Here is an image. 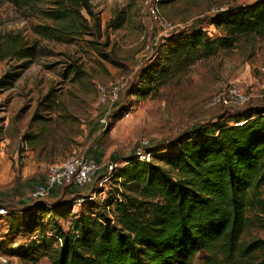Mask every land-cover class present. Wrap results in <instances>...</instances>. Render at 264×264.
<instances>
[{
  "label": "rangeland",
  "instance_id": "1",
  "mask_svg": "<svg viewBox=\"0 0 264 264\" xmlns=\"http://www.w3.org/2000/svg\"><path fill=\"white\" fill-rule=\"evenodd\" d=\"M256 1L152 0L164 20L160 24L150 15L145 0H93L99 28L72 43L43 38L34 31L35 25L45 21L42 11L50 1L32 8L0 1V36L18 32L41 47L29 60L0 62V203L8 211L0 216V241L4 239L7 248H17L58 230L75 233L78 222L97 213L117 225L113 198L137 192L130 191L125 178L116 177L109 166L115 161L124 165L140 138L156 146L196 123L242 108H202L206 99L233 82L249 95V103L264 102V35L241 36L234 47L192 63L171 60V42L163 38L195 25L220 35L222 31L209 23L211 14ZM164 64L170 69L160 73ZM76 66L81 70L76 71ZM121 75L127 82L118 101L104 105L98 84L110 86ZM139 88L148 93L137 94ZM103 117L111 124L110 130L108 123L101 122ZM78 154L88 155L99 167L93 181L79 189L86 194L79 197H93L85 200L90 203L75 204L67 212L41 210L32 217L33 232L24 228L17 233L15 227L25 218L23 209L32 203L30 194L45 181L49 167ZM154 162L178 176L170 165L158 159ZM65 192L64 187L57 188L43 201L68 199ZM248 215L241 240L264 239V187L261 203ZM41 253L12 255L11 262L52 264ZM205 258V253L199 254L194 264H203Z\"/></svg>",
  "mask_w": 264,
  "mask_h": 264
},
{
  "label": "trees",
  "instance_id": "2",
  "mask_svg": "<svg viewBox=\"0 0 264 264\" xmlns=\"http://www.w3.org/2000/svg\"><path fill=\"white\" fill-rule=\"evenodd\" d=\"M0 1L18 8L50 1L42 11L45 21L34 26L43 38L72 43L99 28L93 0ZM209 18L222 31L220 35L195 25L163 37L171 42V60L192 63L234 47L241 36L264 35V0L232 5ZM40 50L38 42L30 43L18 32L0 36V62L29 60ZM169 69L164 64L159 70ZM75 70L81 69L76 66ZM136 93L145 95L148 90L139 88ZM239 106L242 108L196 123L154 147L160 151L155 159L176 169L178 176L154 161H139L132 153L127 156L116 177H124L129 190L137 194L122 192V197L113 198L117 225L97 213L78 222L75 233L58 230L51 237L44 235L38 242L17 248H7L2 239L0 251L10 257L40 251L52 264H194L202 253L206 254L203 264H264V239L241 240L248 214L261 203L264 187V102L248 100ZM110 126L108 123V130ZM64 188L68 199L60 197L51 204L32 200L26 205L24 221L15 227L16 232L24 228L33 232L35 214L45 209L70 211L79 196L86 195L74 184ZM85 202L83 206L90 203ZM2 207L5 205L0 203Z\"/></svg>",
  "mask_w": 264,
  "mask_h": 264
},
{
  "label": "built area",
  "instance_id": "3",
  "mask_svg": "<svg viewBox=\"0 0 264 264\" xmlns=\"http://www.w3.org/2000/svg\"><path fill=\"white\" fill-rule=\"evenodd\" d=\"M145 3L148 5L149 13L152 18L160 24H164V20L160 15L159 7L152 3V0H145ZM126 82L127 77L125 75H121L110 86L98 84L97 88L101 102L104 105L112 106L116 101H118L119 94L126 85ZM249 98V95L239 86V84L233 82L224 90L217 92L206 99L202 103V108L211 109L219 105H243L249 100ZM101 122L107 123L108 119L103 117ZM154 147L155 146L152 145L149 139L140 138L135 143L132 154L139 161L153 162L155 160V154L160 152L155 151ZM119 166L122 165H119V163L115 161L110 164L109 168L116 171ZM98 169L99 167L97 163L86 154L69 156L63 163L52 164L49 167L45 181L37 184L32 190L30 196L33 200H41L51 195L55 189L66 185L74 184L80 187L86 186L93 181ZM88 198L85 196L79 197L76 200V204L82 205V202ZM7 212L6 208H0V214H5ZM0 264H12L11 257L0 251Z\"/></svg>",
  "mask_w": 264,
  "mask_h": 264
},
{
  "label": "crops",
  "instance_id": "4",
  "mask_svg": "<svg viewBox=\"0 0 264 264\" xmlns=\"http://www.w3.org/2000/svg\"><path fill=\"white\" fill-rule=\"evenodd\" d=\"M56 190H54V192H55Z\"/></svg>",
  "mask_w": 264,
  "mask_h": 264
}]
</instances>
